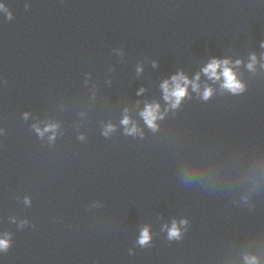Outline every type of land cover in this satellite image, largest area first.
Returning a JSON list of instances; mask_svg holds the SVG:
<instances>
[{"label":"clouds","instance_id":"clouds-1","mask_svg":"<svg viewBox=\"0 0 264 264\" xmlns=\"http://www.w3.org/2000/svg\"><path fill=\"white\" fill-rule=\"evenodd\" d=\"M254 59V58H253ZM225 64H227V61L224 62ZM220 66L219 62L216 60H213L208 67L205 69L206 72H209L212 76L216 75V68ZM249 67L251 68L252 65H249ZM223 75L225 77V83H224V87L230 89L232 92H238L242 90V85L237 82V80L235 79L231 69L225 67L224 68V72ZM173 80H176V77H173ZM195 87V85H194ZM164 88H165V98L166 99H171L172 97H175V102L173 104V107H175L176 105L179 104L180 100L186 95V87L181 86V84L177 81L176 85H175V89L173 91H171L169 93L168 90V86H167V82H165L164 84ZM211 95V90H206L204 92V99H208L209 96ZM144 118L146 120V122L149 124V126H153V121L156 119V109L152 106H149L147 108V110L143 113ZM124 123L127 124L128 120L127 118L124 120ZM111 130V127H109V131ZM131 132H135L136 129L132 128L130 130ZM42 134V133H41ZM105 135H107V132H105ZM169 238H179V231L175 225V223H173V227L172 229L169 231ZM150 237L148 234L147 229H145L141 235V238L139 240V243L141 245H145L148 243ZM8 246V242L6 240H0V248H7Z\"/></svg>","mask_w":264,"mask_h":264}]
</instances>
